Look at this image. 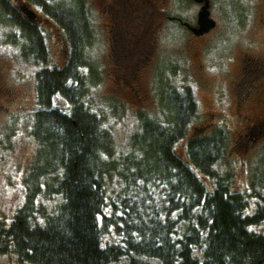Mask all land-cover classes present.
<instances>
[{"label":"trees","instance_id":"obj_1","mask_svg":"<svg viewBox=\"0 0 264 264\" xmlns=\"http://www.w3.org/2000/svg\"><path fill=\"white\" fill-rule=\"evenodd\" d=\"M39 1L66 37L62 69L46 68L36 20L0 0V23L15 27L20 47L43 68L31 132L37 153L23 178L24 203L9 227L0 221V254L13 251L29 264H264V235L255 230L264 225V199L244 216L248 201L232 194L229 179L215 171L225 132L190 140L187 164L175 154L197 117L191 88L181 94L160 83L163 117L140 114L142 133L119 155L85 102L98 83L84 75L95 36L86 0H68V6ZM199 173L213 182V191Z\"/></svg>","mask_w":264,"mask_h":264},{"label":"rangeland","instance_id":"obj_2","mask_svg":"<svg viewBox=\"0 0 264 264\" xmlns=\"http://www.w3.org/2000/svg\"><path fill=\"white\" fill-rule=\"evenodd\" d=\"M9 1L35 13L47 47L46 68L62 69L69 47L59 23L40 10L39 0ZM208 1L215 26L196 36L190 29L198 28L204 4L193 0H135L132 7L86 0L85 17L95 36L84 75H94L98 83L85 102L123 155L130 138L142 133L140 114L155 121L163 117L160 83L181 94L191 88L197 117L175 154L187 164L190 140L224 131L226 143L215 171L229 179L232 194L245 197L249 205L243 215L250 216L264 199V0ZM5 26L0 23V221L9 227L24 203L23 178L37 153L31 132L38 110L37 74L43 68L20 47L15 27ZM13 33L17 38L11 40ZM248 59L258 68H248ZM60 105L67 111L63 101ZM199 176L213 191V182ZM255 230L264 235V225ZM0 264L29 263L10 251L0 254Z\"/></svg>","mask_w":264,"mask_h":264},{"label":"water","instance_id":"obj_3","mask_svg":"<svg viewBox=\"0 0 264 264\" xmlns=\"http://www.w3.org/2000/svg\"><path fill=\"white\" fill-rule=\"evenodd\" d=\"M196 1L199 4H204L201 8L199 14H198V20H199V26L198 28H192L190 29L196 36L203 35L209 30H211L215 26V22L210 19V3L208 0H193ZM22 12L25 13L26 17L30 21H34L36 19L35 13H33L29 8H21Z\"/></svg>","mask_w":264,"mask_h":264},{"label":"flooded vegetation","instance_id":"obj_4","mask_svg":"<svg viewBox=\"0 0 264 264\" xmlns=\"http://www.w3.org/2000/svg\"><path fill=\"white\" fill-rule=\"evenodd\" d=\"M124 2L127 3L128 6H130L131 3L135 2V0H110V4L115 5V6H119ZM131 7H132V5H131ZM247 61H248V64H247L248 68H258V64L255 62V60L248 59Z\"/></svg>","mask_w":264,"mask_h":264}]
</instances>
